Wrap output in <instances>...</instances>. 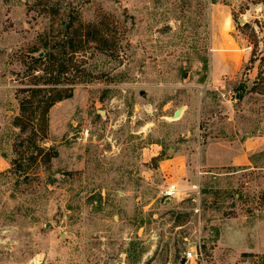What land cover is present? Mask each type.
Wrapping results in <instances>:
<instances>
[{
	"label": "rangeland",
	"instance_id": "rangeland-1",
	"mask_svg": "<svg viewBox=\"0 0 264 264\" xmlns=\"http://www.w3.org/2000/svg\"><path fill=\"white\" fill-rule=\"evenodd\" d=\"M261 135L264 0H0V264H255Z\"/></svg>",
	"mask_w": 264,
	"mask_h": 264
},
{
	"label": "trees",
	"instance_id": "trees-1",
	"mask_svg": "<svg viewBox=\"0 0 264 264\" xmlns=\"http://www.w3.org/2000/svg\"><path fill=\"white\" fill-rule=\"evenodd\" d=\"M44 60L43 56L34 58V62H41ZM68 69V68H67ZM66 67L63 72H67ZM85 75V74H84ZM77 77V76H76ZM34 94L36 93L32 90ZM69 94H62L60 92L50 95H42L40 98L33 97L30 100H24L21 103V116L18 119V123L22 124L26 121H32L34 119H41L45 117L49 107H51L56 101L67 97ZM36 111H39L36 115ZM242 257H251L255 264H264V255H257L253 253H243Z\"/></svg>",
	"mask_w": 264,
	"mask_h": 264
},
{
	"label": "crops",
	"instance_id": "crops-1",
	"mask_svg": "<svg viewBox=\"0 0 264 264\" xmlns=\"http://www.w3.org/2000/svg\"><path fill=\"white\" fill-rule=\"evenodd\" d=\"M215 149L216 148L214 147V150L212 151L216 152ZM257 149L264 151V135L247 138L246 141L240 143V145L234 146V144L231 145L228 143V146L224 149V151L232 153L226 155L224 158L232 164H248L250 163V155ZM209 150L211 149H208L207 152H210Z\"/></svg>",
	"mask_w": 264,
	"mask_h": 264
},
{
	"label": "built area",
	"instance_id": "built-area-1",
	"mask_svg": "<svg viewBox=\"0 0 264 264\" xmlns=\"http://www.w3.org/2000/svg\"><path fill=\"white\" fill-rule=\"evenodd\" d=\"M175 192H176V185L173 183H170L167 185V188L164 191V196L165 197L173 196ZM200 255H201V248L194 247L193 249H190L187 252H185L184 257H185V260H190V259H196Z\"/></svg>",
	"mask_w": 264,
	"mask_h": 264
},
{
	"label": "water",
	"instance_id": "water-1",
	"mask_svg": "<svg viewBox=\"0 0 264 264\" xmlns=\"http://www.w3.org/2000/svg\"><path fill=\"white\" fill-rule=\"evenodd\" d=\"M180 114H181V109L175 110V112L173 113V118H178L180 116ZM184 262H185V257L182 258L181 263L184 264Z\"/></svg>",
	"mask_w": 264,
	"mask_h": 264
},
{
	"label": "bare ground",
	"instance_id": "bare-ground-1",
	"mask_svg": "<svg viewBox=\"0 0 264 264\" xmlns=\"http://www.w3.org/2000/svg\"><path fill=\"white\" fill-rule=\"evenodd\" d=\"M181 111H182V109H181Z\"/></svg>",
	"mask_w": 264,
	"mask_h": 264
}]
</instances>
